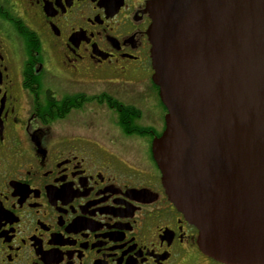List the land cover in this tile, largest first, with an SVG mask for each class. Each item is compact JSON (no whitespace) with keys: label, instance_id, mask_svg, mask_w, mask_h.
Segmentation results:
<instances>
[{"label":"flooded vegetation","instance_id":"af4514ba","mask_svg":"<svg viewBox=\"0 0 264 264\" xmlns=\"http://www.w3.org/2000/svg\"><path fill=\"white\" fill-rule=\"evenodd\" d=\"M148 1L0 0V264H221L153 159Z\"/></svg>","mask_w":264,"mask_h":264},{"label":"water","instance_id":"95a60500","mask_svg":"<svg viewBox=\"0 0 264 264\" xmlns=\"http://www.w3.org/2000/svg\"><path fill=\"white\" fill-rule=\"evenodd\" d=\"M152 143L169 201L221 264H264V0H149Z\"/></svg>","mask_w":264,"mask_h":264},{"label":"rangeland","instance_id":"374dc122","mask_svg":"<svg viewBox=\"0 0 264 264\" xmlns=\"http://www.w3.org/2000/svg\"><path fill=\"white\" fill-rule=\"evenodd\" d=\"M39 83L42 85L43 83H44V88L46 87V88H51V89H53V91L56 93L57 91H59V85H60V83H59V81H57L56 79H52V80H49V79H46V80H42V81H40L39 80ZM85 86H90V85H85ZM129 87L130 88H127V89H125V91H124V94L123 95H139V93L138 92H140L141 91V93L143 94V95H156V93H153L152 91H148L147 89H143L144 88V85H138V84H133V86L132 85H129ZM156 87V86H155ZM157 88V87H156ZM138 91H137V90ZM158 89V88H157ZM157 89H156V91H157ZM73 90H75V91H77V92H86L87 94H92V93H95V94H97V93H99V92H101V91H103V90H106L105 88H103V86L102 85H94V86H92V87H90V88H88V90L86 91L85 89H84V87H78V88H75V89H73ZM107 91V90H106ZM110 91V93L112 92V90H109ZM155 91V92H156ZM114 92V91H113ZM119 95V94H118Z\"/></svg>","mask_w":264,"mask_h":264},{"label":"trees","instance_id":"16d2710c","mask_svg":"<svg viewBox=\"0 0 264 264\" xmlns=\"http://www.w3.org/2000/svg\"><path fill=\"white\" fill-rule=\"evenodd\" d=\"M57 116H55L54 118H56Z\"/></svg>","mask_w":264,"mask_h":264}]
</instances>
